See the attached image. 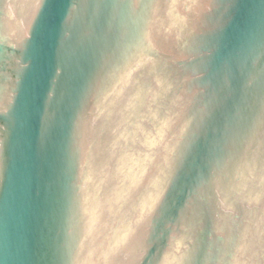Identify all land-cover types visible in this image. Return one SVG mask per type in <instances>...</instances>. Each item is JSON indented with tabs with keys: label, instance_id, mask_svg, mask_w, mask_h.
<instances>
[{
	"label": "water",
	"instance_id": "obj_1",
	"mask_svg": "<svg viewBox=\"0 0 264 264\" xmlns=\"http://www.w3.org/2000/svg\"><path fill=\"white\" fill-rule=\"evenodd\" d=\"M0 264H163L96 117L59 0H0Z\"/></svg>",
	"mask_w": 264,
	"mask_h": 264
}]
</instances>
